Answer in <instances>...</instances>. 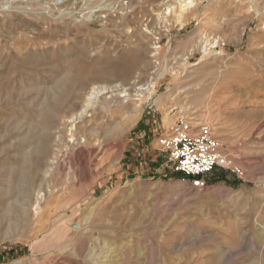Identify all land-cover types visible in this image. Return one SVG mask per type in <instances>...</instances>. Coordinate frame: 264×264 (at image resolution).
<instances>
[{
	"label": "rangeland",
	"instance_id": "1",
	"mask_svg": "<svg viewBox=\"0 0 264 264\" xmlns=\"http://www.w3.org/2000/svg\"><path fill=\"white\" fill-rule=\"evenodd\" d=\"M164 1L138 5L126 46L124 32L0 0V264H264V0H167L166 18ZM158 29L170 33L153 63ZM79 73L78 103L39 127ZM152 80L125 114L103 95L74 137L63 125L94 85ZM137 104L138 122L111 133ZM166 117L210 124L244 176L216 169L200 190L164 167Z\"/></svg>",
	"mask_w": 264,
	"mask_h": 264
},
{
	"label": "built area",
	"instance_id": "2",
	"mask_svg": "<svg viewBox=\"0 0 264 264\" xmlns=\"http://www.w3.org/2000/svg\"><path fill=\"white\" fill-rule=\"evenodd\" d=\"M35 10L41 6L48 13L49 20L71 21L77 24L110 29L111 31L124 32V45L136 42V27L125 25L124 22H133L136 17L138 5L149 0H18ZM166 0L162 3L166 18L174 12ZM30 9V10H31ZM169 18V17H168ZM148 23H143L142 31L147 35ZM163 28H166L163 25ZM158 33L152 37L153 63H158L157 58L163 46L164 36H168L170 30L158 29ZM179 31V30H178ZM166 32V35H164ZM153 72L152 75H155ZM159 145L166 158L163 166L175 174H181L191 179V185L195 189L203 190L206 187V178L216 169L231 170L239 177L244 176L241 168L224 153L223 148L215 137L213 129L207 123H195L192 118H178L169 128L166 134L159 139Z\"/></svg>",
	"mask_w": 264,
	"mask_h": 264
},
{
	"label": "bare ground",
	"instance_id": "3",
	"mask_svg": "<svg viewBox=\"0 0 264 264\" xmlns=\"http://www.w3.org/2000/svg\"><path fill=\"white\" fill-rule=\"evenodd\" d=\"M180 4H182V3H180ZM193 5H195L194 2L190 0L188 2L186 1L185 4H183L182 6L180 5V6L182 8H184L185 10H187V9L193 7ZM184 9H182V10H184ZM182 15H184V13ZM180 17H183V16H180ZM113 70L114 69L111 68V71H113ZM105 72H107V71H105ZM102 73L105 74V76H106V73H104V72H102ZM108 75H109V73H108ZM101 76H103V78H104V75H101ZM111 76L116 77L117 76L116 72L113 71L111 73ZM82 77H83L82 73L81 74L79 73V74L74 75L72 77H66L60 82V86L62 87L63 90L61 91L62 93H60L59 101L58 102H52L50 106H48V102H47L43 109L38 110L37 117L40 118V120H41L40 123L38 122L39 123V127H43V128H46V130H48V120L51 117H54L56 115L57 111L60 109L59 105L61 104L62 99L65 102L66 101H75L74 104L78 103V102H76V100L78 101V98H76V96H75L78 93V91L76 89V86L82 80ZM109 77H110V75H109ZM95 80H97V78ZM98 81H99V79H98ZM104 81L105 80H103V82ZM153 81L154 80H152L151 83L149 82L147 84L140 85V86H138L136 88H133L130 85H126L125 83L124 84L123 83H115V84L105 83V84H100V85L96 84L89 91V93H88L87 97L85 98V101L83 102V105H81L80 109L78 111L74 112V114H72L70 117L67 118V120L65 121V123L67 125H65V124H63V125L66 126V127H69V132H70L69 134H70L71 137H74L76 135V131H77V126L78 125L83 126V125L91 122V120L93 118V113H91V112L95 108L96 102L103 95H106L107 98L110 99L109 105H110L111 111L115 110L116 112H121L122 114H125L128 111V109H130V107L128 105H126L127 103H129L133 99H137L136 101L141 102L143 100L144 96L146 95V93H148L151 89L156 88L155 87V83ZM101 82H102V80H101ZM79 91H80V89H79ZM46 95L48 97V89L46 91ZM74 109H75V107L73 108V110ZM141 113H142L141 104L135 105V108H132L131 113L128 115L127 120L123 121L122 123L117 124L115 126V128H111V129L109 128L110 129L109 131L111 133H115V132L116 133H123V132H126L131 126H133L134 124H136V122H138V120H139V118L141 116ZM55 119H56V117H55ZM52 120H53V118H52ZM58 121L59 120H57V122ZM54 122H55V120H54ZM58 125H59V122H58ZM43 130L45 131V129H43ZM55 130H56V128H55ZM46 132H48V131H46ZM48 137H49V135H46L44 137L41 136V139H40L41 140V144H42L41 145V150H42V153L45 154V155H46V153L49 150V143H50V140H51L50 139L51 136L49 138ZM53 137H55V136H53ZM52 139H55V138H52ZM47 155H48V153H47ZM49 164H53V162H51ZM48 170H50V168H48ZM46 173L48 174V171ZM52 174H51V176H52ZM42 181H43V179H42ZM46 195L48 196V193L44 194L45 199H47ZM37 206H39V203H38ZM37 206L35 208L36 210H37Z\"/></svg>",
	"mask_w": 264,
	"mask_h": 264
},
{
	"label": "crops",
	"instance_id": "4",
	"mask_svg": "<svg viewBox=\"0 0 264 264\" xmlns=\"http://www.w3.org/2000/svg\"><path fill=\"white\" fill-rule=\"evenodd\" d=\"M172 125V120L168 117H166L164 120H163V127L166 131L169 130V128L171 127Z\"/></svg>",
	"mask_w": 264,
	"mask_h": 264
},
{
	"label": "trees",
	"instance_id": "5",
	"mask_svg": "<svg viewBox=\"0 0 264 264\" xmlns=\"http://www.w3.org/2000/svg\"><path fill=\"white\" fill-rule=\"evenodd\" d=\"M181 174H176V176H180ZM186 177H184V179H185ZM189 179V178H188Z\"/></svg>",
	"mask_w": 264,
	"mask_h": 264
}]
</instances>
